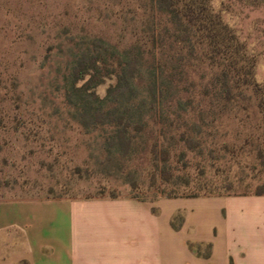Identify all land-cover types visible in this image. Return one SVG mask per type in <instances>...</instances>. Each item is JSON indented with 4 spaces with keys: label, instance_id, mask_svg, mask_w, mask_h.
<instances>
[{
    "label": "rangeland",
    "instance_id": "1",
    "mask_svg": "<svg viewBox=\"0 0 264 264\" xmlns=\"http://www.w3.org/2000/svg\"><path fill=\"white\" fill-rule=\"evenodd\" d=\"M213 8L247 45L255 79L264 83V9L241 0H216ZM169 30L150 0H0V203L133 198L163 202L166 212L180 208L174 227L191 208L219 231L223 201L204 200L241 197L264 185L254 101L227 103L215 70L174 48ZM95 39L143 53L132 97L143 100L147 127L125 156L106 149L104 132L82 130L65 103L71 63ZM111 83L97 95L104 97ZM65 230L62 216L61 238ZM188 244L204 264L207 244Z\"/></svg>",
    "mask_w": 264,
    "mask_h": 264
},
{
    "label": "crops",
    "instance_id": "2",
    "mask_svg": "<svg viewBox=\"0 0 264 264\" xmlns=\"http://www.w3.org/2000/svg\"><path fill=\"white\" fill-rule=\"evenodd\" d=\"M212 200L223 201L219 231L200 223L191 208L174 231L172 217L180 208L166 212L163 202H2L0 264H203L188 242L211 245L204 264H264V196L204 201ZM62 216L64 238L57 231Z\"/></svg>",
    "mask_w": 264,
    "mask_h": 264
},
{
    "label": "trees",
    "instance_id": "3",
    "mask_svg": "<svg viewBox=\"0 0 264 264\" xmlns=\"http://www.w3.org/2000/svg\"><path fill=\"white\" fill-rule=\"evenodd\" d=\"M150 1L169 24L172 46L215 70V85H219L227 103L243 101L246 97L254 101L253 110L259 119L258 132L263 146L258 151L257 161L259 169L264 171V83L255 79L256 60L248 53L247 45L224 22L221 13L214 10L216 0ZM241 1L250 7L264 9V0ZM142 56L141 49L135 45L120 50L95 39L91 48L72 61L64 80L65 103L75 113L76 124L86 132H104L107 135L104 140L106 149H114L122 156L128 155L132 149L134 135L147 127L141 112L143 100L132 97L138 90L139 77L144 70ZM152 78L157 79V73L154 72ZM107 81L113 83L108 86L104 97L98 96L97 88ZM121 100L126 101L124 106ZM181 141L188 147L193 143L183 134ZM164 156L161 180L166 183L170 175L165 164L169 152H164ZM248 195L264 196V185ZM174 218L171 228L179 231L181 225L174 227ZM207 246L208 258L211 245ZM188 248L193 250L190 244Z\"/></svg>",
    "mask_w": 264,
    "mask_h": 264
}]
</instances>
